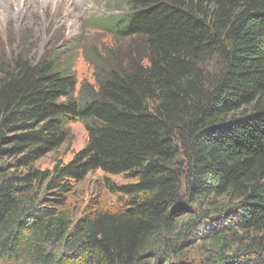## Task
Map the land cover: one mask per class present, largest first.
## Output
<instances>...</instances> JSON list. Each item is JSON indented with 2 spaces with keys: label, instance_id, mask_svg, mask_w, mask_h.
<instances>
[{
  "label": "trees",
  "instance_id": "16d2710c",
  "mask_svg": "<svg viewBox=\"0 0 264 264\" xmlns=\"http://www.w3.org/2000/svg\"><path fill=\"white\" fill-rule=\"evenodd\" d=\"M120 1L97 24L129 50H88L91 84L0 49V262L264 264V0ZM74 122L84 147L38 169ZM98 171L132 183L81 209Z\"/></svg>",
  "mask_w": 264,
  "mask_h": 264
},
{
  "label": "rangeland",
  "instance_id": "374dc122",
  "mask_svg": "<svg viewBox=\"0 0 264 264\" xmlns=\"http://www.w3.org/2000/svg\"><path fill=\"white\" fill-rule=\"evenodd\" d=\"M126 10L120 0H0V49H5L1 51L6 58L22 54L32 63L61 49L74 64L78 86L91 84L93 68L83 57L88 50L112 48L127 52L130 47L129 40H114L104 32V25L97 23L121 16ZM65 131V143L42 158L36 164L38 169L67 163L84 147L87 135L79 122L69 124ZM107 181L118 186L132 183L120 175L92 173L79 187L74 204H80L81 209L94 200L106 207L114 204L116 194L108 190ZM195 253V248L190 250V260L198 264L201 256Z\"/></svg>",
  "mask_w": 264,
  "mask_h": 264
},
{
  "label": "bare ground",
  "instance_id": "6f19581e",
  "mask_svg": "<svg viewBox=\"0 0 264 264\" xmlns=\"http://www.w3.org/2000/svg\"><path fill=\"white\" fill-rule=\"evenodd\" d=\"M63 13V12H62ZM65 14V13H64ZM63 16H65V15H63Z\"/></svg>",
  "mask_w": 264,
  "mask_h": 264
}]
</instances>
